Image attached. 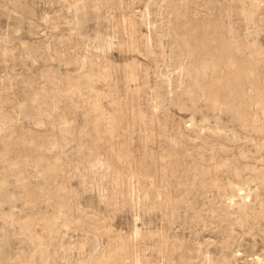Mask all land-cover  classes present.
I'll list each match as a JSON object with an SVG mask.
<instances>
[{
  "label": "rangeland",
  "instance_id": "rangeland-1",
  "mask_svg": "<svg viewBox=\"0 0 264 264\" xmlns=\"http://www.w3.org/2000/svg\"><path fill=\"white\" fill-rule=\"evenodd\" d=\"M0 264H264V0H0Z\"/></svg>",
  "mask_w": 264,
  "mask_h": 264
}]
</instances>
